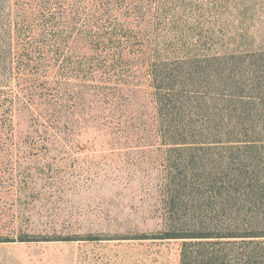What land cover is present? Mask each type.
<instances>
[{"label": "rangeland", "instance_id": "rangeland-1", "mask_svg": "<svg viewBox=\"0 0 264 264\" xmlns=\"http://www.w3.org/2000/svg\"><path fill=\"white\" fill-rule=\"evenodd\" d=\"M120 6L0 0V264H264V0Z\"/></svg>", "mask_w": 264, "mask_h": 264}, {"label": "trees", "instance_id": "trees-1", "mask_svg": "<svg viewBox=\"0 0 264 264\" xmlns=\"http://www.w3.org/2000/svg\"><path fill=\"white\" fill-rule=\"evenodd\" d=\"M1 1H5V0H1ZM86 1L89 2V0H86ZM96 6H97V8H98V6L101 7L103 12H110L114 9H117V10L122 9V6H120V0H95V7ZM132 12H134V10ZM138 13H139L138 15L141 14V12H138ZM133 16L129 15L127 17L133 18ZM10 22H11V20H10ZM25 23H26L25 16H23V27H25L24 26ZM137 23H139V22H137ZM137 23H136V25H137ZM10 25H11V28L7 26L6 31L12 30V24L10 23ZM140 25H141V23L138 26H140ZM121 26L123 27V31L127 30V25L125 23H123ZM135 27H137V26H135ZM114 32H115V30L112 33H114ZM130 33H133V30H131ZM117 35L118 34H116V33L114 34V36H117ZM96 38H97V40H92V41L96 42L95 45H97V46L101 45L102 43H103V45L107 44L106 43L107 41H108V43L114 42L113 38L109 39V38H105L103 36H97ZM6 41H7L6 42L7 45L10 46V44H9L11 41L10 34H9V36H7ZM187 59H189V58H186L185 60H183V62H180V63L183 64V63L189 62ZM216 59L220 60L218 58H216ZM177 64H178V62L176 63V65ZM175 68H176V66H175ZM175 68L168 69V68H165L164 66H158L156 68H153V70H152L153 80H154V82H156V85H157V86H155L157 88L156 89L157 90L156 107L160 113L162 112L165 114L164 116H165L166 121H167L166 127L172 126L173 124H176L178 122L177 119L179 118L178 115L180 114V108H178V105H177V103H178V94H177L178 86H175L176 84H171V85L165 84V83H168V81H170L171 79H173L174 82L176 81L175 80L176 77L172 78L171 74H170L173 71V69H175ZM176 72H178V69ZM102 76H103L102 83H104L106 85V89H108V90L111 89L113 86H107V85H110L111 80L113 81L112 75L107 74L106 71L104 70V74ZM109 79H111V80H109ZM124 83L125 82H121L119 80L117 82L116 87H120V85H122ZM115 89L113 91L108 92V93L107 92H104V93H107L109 95L110 93L114 92ZM117 89H120V88H117ZM163 89H165L166 92H169L171 94L162 93L161 90H163ZM28 92L33 93V89L29 88ZM30 103L32 104V100H30ZM36 103L40 104L44 107V103L42 101H36ZM234 117L239 118V116L237 114H235ZM4 118L5 119L6 118L12 119L11 113H9L7 115L4 113V111H2V113H0V124ZM238 118H237V120H238ZM173 135L176 138H178L177 132H176V134H173ZM179 185H180V183H179ZM178 229H180V230L170 231V232L166 233L164 236H161L160 238L183 239V242L181 244L182 248L180 251V264H200V260H198V259H201V257H206V259H207L206 263L207 264L212 263V261L214 260L212 254H209L207 252L206 253L200 252V254L195 255L193 251L188 249L189 247L194 246V245H202V244L204 245V244H209L211 242H205V243L201 242V241L192 242L191 239H211L214 237H222V236H216L215 234H212L211 232L206 233L204 230H201V228H200V230H196V231L195 230H184L186 228H184L183 225L179 224V222H178ZM187 229H190V228H187ZM0 241H9V240H0ZM22 241H24V240H22ZM192 257L196 259V262L193 263L191 261Z\"/></svg>", "mask_w": 264, "mask_h": 264}]
</instances>
